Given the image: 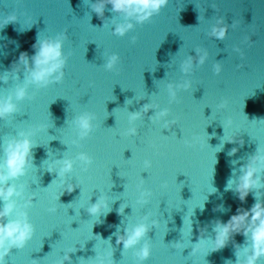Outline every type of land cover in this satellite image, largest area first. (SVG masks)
<instances>
[{
	"label": "water",
	"instance_id": "water-1",
	"mask_svg": "<svg viewBox=\"0 0 264 264\" xmlns=\"http://www.w3.org/2000/svg\"><path fill=\"white\" fill-rule=\"evenodd\" d=\"M95 3L0 0V24L16 17L0 29V100L16 105L0 118V165L7 142L21 133L36 145L26 175L8 182L22 186L13 199L35 233L24 248H12L6 264H236L250 237L236 234L218 251L211 241L218 222L257 203L255 190L242 202L235 186L241 167L264 147V0H169L143 23L110 4L98 15ZM127 23L134 27L115 33ZM218 26H227L223 39L213 34ZM57 38L64 77L43 87L19 58L34 55L38 39ZM21 87L27 95L17 99ZM145 105L152 107L145 112ZM65 160L73 168L61 177ZM69 184L77 186L71 193ZM98 200L108 208L91 215ZM17 218L14 212L5 223ZM138 224L149 231L136 246L117 244ZM202 235L208 249L194 254ZM145 244L151 255L142 261Z\"/></svg>",
	"mask_w": 264,
	"mask_h": 264
},
{
	"label": "clouds",
	"instance_id": "clouds-1",
	"mask_svg": "<svg viewBox=\"0 0 264 264\" xmlns=\"http://www.w3.org/2000/svg\"><path fill=\"white\" fill-rule=\"evenodd\" d=\"M169 0H97V3L92 5L93 10L98 15H103L105 8L110 4L112 10L122 13L127 17H135L140 23L149 21L154 15H158L165 7H167ZM16 20L15 16L8 17L3 24H0V29H3L10 22ZM222 23V22H221ZM134 25L131 23L119 24L115 28V33L118 35L126 34ZM227 26H218L214 29V35L218 39H223L227 34ZM254 44L253 41H251ZM35 54L29 56L27 52L21 54L19 64H23L25 70L31 74V80L38 85L47 87L48 85L59 82L64 77L63 68L66 60L63 57V41L62 38L37 40L33 45ZM117 57H112L108 64L111 68L116 63ZM203 58L201 59V63ZM190 62L185 65V71L190 68ZM219 66L217 72H219ZM58 73V75H57ZM6 80L7 77L5 76ZM170 89L172 86H169ZM175 95V93H172ZM16 98L23 99L27 95L26 88H17ZM150 105H145L144 111H148ZM16 111V105L12 103L11 97L7 100H0V118H6ZM166 113H161L165 115ZM141 113L132 114L131 120L139 119ZM79 125L85 133L91 130V122L88 116H83L79 119ZM136 129L130 130L129 134H135ZM23 139L8 141L4 148L5 160L0 165V201H3V208H0V264H6V258L10 255L13 247L24 248L30 240H32L35 229L29 222L28 213L24 211H17V203L13 197L23 195V188L17 190L15 184L9 185L10 180L19 179L26 175L29 168V159L33 158V148L36 145L33 143L29 134L21 133ZM235 142V138L229 140ZM242 144L243 141L241 140ZM238 149H233L232 154H235ZM82 160L91 163L89 157L81 156ZM63 168L59 172V176L63 177L66 172H70L73 168L71 160L63 162ZM52 168H49L51 171ZM241 175L239 182L236 183L235 191L239 193V199L246 201L248 195L255 190L257 203L251 209L241 208L238 214L233 215L227 223L218 222L214 228L216 237L211 241L213 245L212 251H218L226 247L236 234H243L246 239L250 237V248H245L243 251H237L236 264H259L260 260L264 258V200H260L261 190L264 189V147H258L256 153L250 158L246 165L241 167ZM234 181L229 180L228 188L232 189ZM77 186L69 184L66 188L67 192L71 193ZM215 190V189H214ZM29 204L31 201L29 200ZM25 205L24 207H27ZM108 204L103 200H98L89 209L91 215L99 216L104 213L102 210L107 209ZM55 211V209H52ZM17 214V219L5 220ZM123 213V209H120ZM149 228L146 224H138L131 230H126L125 236H119L117 244L122 243L125 249L136 246L147 234ZM189 231H191V224L189 223ZM209 241L203 237L195 244L193 253H198L208 249ZM177 247H183L178 244ZM151 255V250L147 244L138 252L140 259L147 260ZM112 253H108L110 258ZM246 256V259L243 257ZM70 255L64 257V261H70ZM63 264V262H61ZM100 264H105V260L101 258ZM111 264V261H108ZM227 264H232L227 261Z\"/></svg>",
	"mask_w": 264,
	"mask_h": 264
}]
</instances>
